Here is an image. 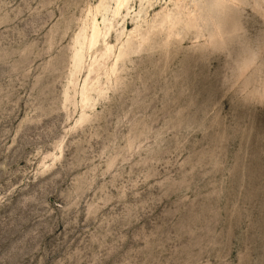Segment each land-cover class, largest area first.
Segmentation results:
<instances>
[{"label":"rangeland","instance_id":"1","mask_svg":"<svg viewBox=\"0 0 264 264\" xmlns=\"http://www.w3.org/2000/svg\"><path fill=\"white\" fill-rule=\"evenodd\" d=\"M257 2L0 0V264H264Z\"/></svg>","mask_w":264,"mask_h":264},{"label":"bare ground","instance_id":"2","mask_svg":"<svg viewBox=\"0 0 264 264\" xmlns=\"http://www.w3.org/2000/svg\"><path fill=\"white\" fill-rule=\"evenodd\" d=\"M262 4H264V0H258L256 6L261 8Z\"/></svg>","mask_w":264,"mask_h":264},{"label":"clouds","instance_id":"3","mask_svg":"<svg viewBox=\"0 0 264 264\" xmlns=\"http://www.w3.org/2000/svg\"><path fill=\"white\" fill-rule=\"evenodd\" d=\"M252 65H249V67H251Z\"/></svg>","mask_w":264,"mask_h":264}]
</instances>
